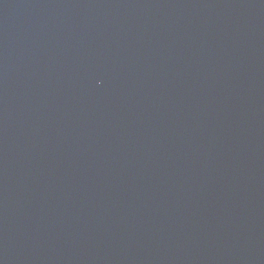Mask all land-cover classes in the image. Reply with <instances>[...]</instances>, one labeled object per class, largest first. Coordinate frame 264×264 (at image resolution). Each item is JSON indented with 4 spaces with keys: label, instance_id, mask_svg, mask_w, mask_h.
I'll return each instance as SVG.
<instances>
[{
    "label": "water",
    "instance_id": "1",
    "mask_svg": "<svg viewBox=\"0 0 264 264\" xmlns=\"http://www.w3.org/2000/svg\"><path fill=\"white\" fill-rule=\"evenodd\" d=\"M0 264H264V0H0Z\"/></svg>",
    "mask_w": 264,
    "mask_h": 264
}]
</instances>
